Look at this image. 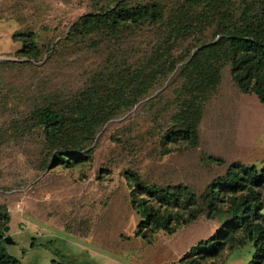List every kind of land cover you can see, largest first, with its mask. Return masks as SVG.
Instances as JSON below:
<instances>
[{
  "label": "rangeland",
  "instance_id": "obj_1",
  "mask_svg": "<svg viewBox=\"0 0 264 264\" xmlns=\"http://www.w3.org/2000/svg\"><path fill=\"white\" fill-rule=\"evenodd\" d=\"M122 3L153 5L158 16L83 25L85 16ZM241 17L264 25V0H0V210L7 215L0 216V237L12 241L4 242L8 254L21 264H53L61 260L50 249L62 241L71 258L93 264H187L192 257L264 264L263 251L251 256V242L235 247L245 237L241 229L213 255L198 249L184 257L238 215L232 203L245 194L222 192L221 210L208 219L205 186L232 161L258 170L264 158V103L236 88L231 56L213 64L217 81L201 98L193 76L183 73L195 51L226 38ZM22 41L25 51L16 53ZM145 77L149 87L136 94ZM192 104L200 111L196 143L170 134ZM40 106L67 119L87 106L101 117L59 160L29 116ZM127 173L148 185H187L194 204L180 196L155 206L193 219L171 234L155 231L149 243L134 236L140 209L132 208ZM260 207L264 214V196Z\"/></svg>",
  "mask_w": 264,
  "mask_h": 264
},
{
  "label": "trees",
  "instance_id": "obj_2",
  "mask_svg": "<svg viewBox=\"0 0 264 264\" xmlns=\"http://www.w3.org/2000/svg\"><path fill=\"white\" fill-rule=\"evenodd\" d=\"M126 16L133 20H149L158 16V12L153 5L136 4L129 7L127 3H122L118 9L104 16H85L83 25L91 23L116 25ZM226 34V38L218 37L195 51L187 61L183 73L189 78L193 76L192 85L201 98L217 81V67L214 68L213 64L230 55V76L236 88L243 93L252 92L259 102L264 103V25H261L260 21L252 23L248 17H241L240 24ZM25 44V41H22V48L16 53L24 52ZM146 80H148L147 77L136 82V94H142L149 87ZM86 109L87 106L69 119L63 112L51 110L48 106L34 107L29 112L34 122L43 128L45 138L54 144L59 160H62L61 151L73 149L82 140L88 139L92 135V128L99 123L100 114L92 113L91 110L86 111ZM184 110L186 117L182 122L183 125L172 126L170 134H178L196 143L197 136L193 129L200 116L198 105H186ZM113 112L109 111V114ZM206 159L216 164L222 163L220 158L214 156H207ZM125 178L131 189L132 208L140 209V220L136 224L134 236H139L144 242L149 243V236L155 231L163 230L171 234L177 226L185 225L193 219V217L184 218L179 213H169L155 206L156 200L176 199L180 196H183L185 206L194 204L196 196L187 185L181 183L164 186L148 185L134 173H127ZM261 187L264 189V158L258 170L254 165L249 166L240 161H232L225 168L223 175L210 180L204 188L206 218L210 219L221 210L217 205L222 202V192L244 190L245 194L239 201L232 203L234 210L239 213L229 222L221 224L209 238L199 240L190 246L184 257L198 249L215 254L239 229L245 233V237L239 240L235 247L246 241L251 242L253 247L251 256H254V260L260 251L264 252V214L260 213L261 199L264 195H258ZM0 216L7 219V215L1 210ZM212 240L213 245H210ZM50 250L61 260L53 264H93L90 260L83 258H71V254L65 253L62 241ZM0 263L21 264L17 258L7 253L1 237ZM186 263L199 264L194 257L189 258Z\"/></svg>",
  "mask_w": 264,
  "mask_h": 264
},
{
  "label": "water",
  "instance_id": "obj_3",
  "mask_svg": "<svg viewBox=\"0 0 264 264\" xmlns=\"http://www.w3.org/2000/svg\"><path fill=\"white\" fill-rule=\"evenodd\" d=\"M7 226L5 225L4 227H3V230L5 231V230H7ZM3 241L5 242V243H7V244H10L12 241H11V239L9 238V237H3Z\"/></svg>",
  "mask_w": 264,
  "mask_h": 264
}]
</instances>
